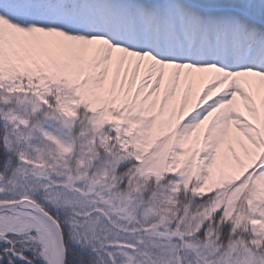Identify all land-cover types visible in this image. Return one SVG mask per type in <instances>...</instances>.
I'll use <instances>...</instances> for the list:
<instances>
[{"label": "snow or ice", "instance_id": "obj_1", "mask_svg": "<svg viewBox=\"0 0 264 264\" xmlns=\"http://www.w3.org/2000/svg\"><path fill=\"white\" fill-rule=\"evenodd\" d=\"M4 81L33 99L27 119L0 107L16 132L15 143L0 136V180L12 172L11 187H0V264H117L115 250L137 249V232L150 237L151 252L140 254L152 264H264L261 240L244 235L264 237V219L236 208L264 201V0H0ZM29 119L57 158L74 152L88 124L120 131L127 123L130 136L140 125L122 143L158 149L147 171L179 172L185 184L196 176L198 193L228 187L224 219L219 227L186 214L150 219L156 208L141 210L142 200L102 210L71 175L43 170L44 149L19 146L32 136L19 130ZM49 119L70 138L47 131ZM223 203L217 196L202 215Z\"/></svg>", "mask_w": 264, "mask_h": 264}, {"label": "clouds", "instance_id": "obj_2", "mask_svg": "<svg viewBox=\"0 0 264 264\" xmlns=\"http://www.w3.org/2000/svg\"><path fill=\"white\" fill-rule=\"evenodd\" d=\"M118 135H113L110 143L100 144L98 142H80L72 154L62 158L48 156L42 162L44 171L50 173L53 179L63 180L67 175H71L73 182L79 187L82 193L90 200L96 202V206L102 210L111 208H122L126 211L132 209L138 200H142L141 210L144 208H161L163 213L170 215L186 214L190 220L204 219L211 226H220L223 217V210L217 209L211 216L202 214L211 207L218 195V190L207 192H196L195 188L188 189L176 183L177 177L169 174L161 176L159 179L148 175L142 160L137 159L136 146L128 143L125 146ZM123 164L125 171H118L117 166ZM67 165V167H65ZM55 169V170H53ZM58 172L65 173L64 177L57 175ZM123 177H127L126 183L120 185ZM47 182V181H45ZM7 187V186H0ZM117 191L128 193L127 198L116 197ZM153 195L157 198L154 200ZM163 198V199H161ZM215 235V233H214ZM250 243L253 238L245 234ZM137 249L128 251L123 249V255H117V264H152L153 257L141 252H151V248L146 244L150 237L140 233ZM236 239H240L237 235ZM264 244V237L258 238ZM227 242L225 237L224 243ZM175 264H185V261H176Z\"/></svg>", "mask_w": 264, "mask_h": 264}, {"label": "rangeland", "instance_id": "obj_3", "mask_svg": "<svg viewBox=\"0 0 264 264\" xmlns=\"http://www.w3.org/2000/svg\"><path fill=\"white\" fill-rule=\"evenodd\" d=\"M12 87V84L8 81H4L0 83V107H7V108H15L17 110V114L21 115L23 118H28L27 112L31 111L32 104L31 100L33 99L31 93L27 92H13L10 93L8 89ZM5 97L7 99H5ZM4 126H5V120H3ZM35 121L33 119H29L28 125H21V128L19 130L24 131L25 133L32 132V136L30 137L29 141L22 142L19 146L21 148H24L27 150L31 155H35V148L29 147V144L34 145L36 147L44 149L45 158L48 157V147L46 146H54L52 142L47 141L46 139L42 138L41 133L33 127ZM129 125L127 123L122 124L121 130L117 131L114 126L110 128L109 131H106L105 137L107 138V143H110L111 138L113 135H118L121 139H132L133 136L139 137L141 132V126L137 125L136 128L133 129L132 135L130 136L125 129H127ZM6 135L9 136L10 139L15 143L16 141V132L12 131V129L15 128V123H9L6 127ZM45 128L47 131L51 132L53 135L60 136L64 139L70 138V134L68 133L67 129L64 128L62 125H60V122L57 120L53 122L52 119H49L47 123L45 124ZM83 135L81 136L80 140L76 143L85 142V141H95L99 142V139L89 130L80 131ZM104 132V131H103ZM100 144H103L100 141ZM134 145V144H133ZM137 154L143 156V164L144 168L147 171V169L153 164L155 160V152L158 150L157 148H152L148 152H143L140 149H137ZM148 175L156 177L153 173L148 172ZM172 175H175L178 179L176 181L177 184H179L181 187H186L188 189L197 188L200 185V181L197 179L196 176H192V178L188 181V183H184V180L186 177L180 176L179 172L171 173ZM169 175L168 173H165L164 176ZM11 186V185H10ZM226 187V186H225ZM17 191H21L19 187L16 189ZM163 199V198H161ZM163 205H161V208L156 209V213L152 214L150 216V219L154 216L155 218H158L159 215H163ZM129 227H132L131 225ZM161 231H163V227L160 228ZM121 235H128L126 232H121ZM136 236L140 239H143V237L140 236V232L136 233ZM264 246V244H263ZM123 250V249H122ZM122 250H115L116 255H123ZM128 251H132L131 249H128ZM46 264V261H44ZM133 264L135 262L133 261Z\"/></svg>", "mask_w": 264, "mask_h": 264}, {"label": "trees", "instance_id": "obj_4", "mask_svg": "<svg viewBox=\"0 0 264 264\" xmlns=\"http://www.w3.org/2000/svg\"><path fill=\"white\" fill-rule=\"evenodd\" d=\"M53 91L54 92L56 91L55 87H53ZM60 94H63V93H60ZM10 108H11V106H10ZM7 109L8 108L5 107V110H7ZM79 119H84V117L83 116L78 117V120ZM3 120H4L3 114L0 113V136L6 135V133H7ZM111 127L112 126H106L105 128L100 129L99 131H96L91 127L90 124H88L87 127L81 128L80 131H84V129L89 130L99 139L98 143H100L102 137H105L106 131H109ZM0 154H2V149H0ZM142 162H143V160H142ZM2 169H3V163H2V161H0V170H2ZM11 175H12V172H11V169H9L5 173V176H4L5 181L0 186H7L10 188L11 186H10V184H8V180L11 178ZM218 191H219L218 196H220V198L222 200H224V203L221 204V207H220V209L223 210L227 207V199L231 195V192L229 191L228 187H223V188L219 189ZM9 195H10V193H9ZM241 207L243 208L246 217L251 216L252 218H255V219H264V215H262V212H264V201L256 199V200H254L253 205L250 206L246 203L245 200L241 199V200H238L236 202L237 211H239L241 209ZM235 214L236 213H234V215ZM61 215H63V214H61ZM253 227H254L253 225L249 224V229H251ZM245 234L249 235V232L247 230H245ZM250 236H252L253 238H257V239L261 237V236L257 235L256 232H252ZM34 247H36L37 250H39V245H34ZM261 247H264L263 244L261 245ZM27 254L33 255V253L31 251H29ZM17 264H22V262L17 261ZM36 264H45V262L43 259H38L36 261Z\"/></svg>", "mask_w": 264, "mask_h": 264}, {"label": "flooded vegetation", "instance_id": "obj_5", "mask_svg": "<svg viewBox=\"0 0 264 264\" xmlns=\"http://www.w3.org/2000/svg\"><path fill=\"white\" fill-rule=\"evenodd\" d=\"M4 180H5V179H4ZM1 183H2V182H1ZM1 183H0V184H1Z\"/></svg>", "mask_w": 264, "mask_h": 264}]
</instances>
